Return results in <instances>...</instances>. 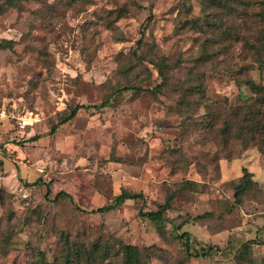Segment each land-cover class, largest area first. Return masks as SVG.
<instances>
[{"label":"rangeland","instance_id":"1","mask_svg":"<svg viewBox=\"0 0 264 264\" xmlns=\"http://www.w3.org/2000/svg\"><path fill=\"white\" fill-rule=\"evenodd\" d=\"M6 1L0 264H123V246L144 264H262L264 155L258 141L244 147L223 135L213 117L254 96L232 71L264 85L242 40L223 36L233 18L239 37L249 35L242 7L233 17V0ZM162 59L167 80L157 90ZM199 83L203 94L185 97ZM79 105L89 108L60 124ZM242 169L255 184L237 204ZM121 190L145 203L91 213ZM60 192L72 202L54 201ZM169 196L159 230L141 213ZM185 237L190 253L209 254L187 256Z\"/></svg>","mask_w":264,"mask_h":264},{"label":"trees","instance_id":"2","mask_svg":"<svg viewBox=\"0 0 264 264\" xmlns=\"http://www.w3.org/2000/svg\"><path fill=\"white\" fill-rule=\"evenodd\" d=\"M6 3L8 5H12V0H7ZM242 7L243 14H246V18L243 21H240L239 27L243 28L244 32H249L247 37H239L240 34L236 29L235 18H233V23L231 27L226 30V33H223V36H226L234 41L243 42V53H245L248 58L251 59L257 65L258 70L264 71V0H233V5H230L231 15L236 17L238 13L237 7ZM257 9V12L254 11ZM248 20H258L260 22V28H256L255 31L251 30L250 26L247 29ZM208 26V25H207ZM209 27L212 25L209 24ZM213 27L220 28L221 25L216 26L213 24ZM241 33V29L239 31ZM244 34V33H243ZM246 35V34H244ZM223 40H227V38ZM240 38V39H239ZM141 40L138 41L140 45ZM0 47H5V45L0 44ZM164 59L161 60V65L158 67V75L161 79L160 85L156 87V89H160L162 86L166 84V74L168 71L167 65L164 63ZM242 68L238 69V72H231V77L234 80L235 84L238 86H247L250 91L253 93V98L246 99L241 98L239 103L235 105H231L229 107H224L226 113H222L220 110L215 108V112L213 111V117L215 120L222 121L221 133L223 135H230L235 140L239 141L244 147L250 144L253 141H258L259 150L264 155V85L257 84L250 78L247 79H239L238 76ZM185 97L190 96L192 94H203L202 84L199 83L194 86H190L186 92ZM106 102H103L99 107L104 108L106 106ZM220 108L219 106H217ZM89 107L79 105L75 106L71 109L68 116L63 118L60 124H64L70 120H72L77 112L81 109H88ZM55 128L51 129V133H54ZM253 175L248 172L247 169H242V176L240 178V182L234 188V201L239 204L241 202V198L254 186V182L252 181ZM40 179L36 180L33 183H24L26 186H35L38 185ZM62 197H67L70 202H72V198L66 195L63 192H60L56 195L54 201H58V199ZM172 196H169L165 202L159 206L158 210L155 212H146L141 213V216L147 218L151 223L155 224L159 230H162V221L164 213L170 208ZM126 201H141L143 204L145 203V197L143 193H135L132 191L121 190L120 193L114 198L113 202L104 207L98 208L95 211H92L93 214H104L110 212L121 205H123ZM182 236H185L184 234ZM186 240V254L190 257H201L207 256L208 252L201 253H190L189 252V243ZM122 252V260L123 264H144L142 258L139 255L133 256L129 253V247L123 246L120 248ZM80 258V251H77L75 254V259ZM40 264H45L44 262ZM66 264H70L69 259H66ZM177 264H182L181 262ZM262 264H264V258L262 259Z\"/></svg>","mask_w":264,"mask_h":264}]
</instances>
